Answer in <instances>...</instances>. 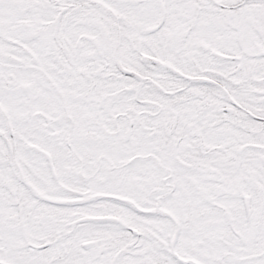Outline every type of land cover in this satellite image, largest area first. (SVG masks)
I'll use <instances>...</instances> for the list:
<instances>
[{
    "label": "snow or ice",
    "instance_id": "snow-or-ice-1",
    "mask_svg": "<svg viewBox=\"0 0 264 264\" xmlns=\"http://www.w3.org/2000/svg\"><path fill=\"white\" fill-rule=\"evenodd\" d=\"M0 264H264V0H0Z\"/></svg>",
    "mask_w": 264,
    "mask_h": 264
}]
</instances>
